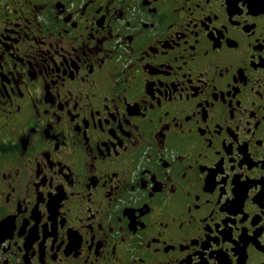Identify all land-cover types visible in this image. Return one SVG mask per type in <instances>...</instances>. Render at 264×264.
Wrapping results in <instances>:
<instances>
[{"label":"flooded vegetation","instance_id":"flooded-vegetation-1","mask_svg":"<svg viewBox=\"0 0 264 264\" xmlns=\"http://www.w3.org/2000/svg\"><path fill=\"white\" fill-rule=\"evenodd\" d=\"M0 264H264V0H0Z\"/></svg>","mask_w":264,"mask_h":264}]
</instances>
